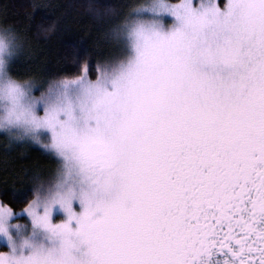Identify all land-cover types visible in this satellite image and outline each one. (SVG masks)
<instances>
[{
	"label": "snow or ice",
	"instance_id": "obj_1",
	"mask_svg": "<svg viewBox=\"0 0 264 264\" xmlns=\"http://www.w3.org/2000/svg\"><path fill=\"white\" fill-rule=\"evenodd\" d=\"M120 7L94 64L0 60L5 147L54 165L0 200V264H264V0Z\"/></svg>",
	"mask_w": 264,
	"mask_h": 264
},
{
	"label": "trees",
	"instance_id": "obj_2",
	"mask_svg": "<svg viewBox=\"0 0 264 264\" xmlns=\"http://www.w3.org/2000/svg\"><path fill=\"white\" fill-rule=\"evenodd\" d=\"M133 2L135 0H0V24L11 25L23 38L21 50L10 63V72L17 79L40 80L75 71L78 59L87 58L94 64L109 48L106 33L123 14L120 6ZM33 4L38 5L35 11ZM89 5H96L97 10ZM101 6H110L112 10L106 11ZM52 23L56 24L52 32L43 31ZM8 155V170L0 168V200L4 199L5 192L11 195L13 191L24 190L36 169L53 165L48 156L32 144H25L24 148Z\"/></svg>",
	"mask_w": 264,
	"mask_h": 264
},
{
	"label": "clouds",
	"instance_id": "obj_3",
	"mask_svg": "<svg viewBox=\"0 0 264 264\" xmlns=\"http://www.w3.org/2000/svg\"><path fill=\"white\" fill-rule=\"evenodd\" d=\"M44 31V29H43ZM23 38L8 24H0V60L10 61L22 48Z\"/></svg>",
	"mask_w": 264,
	"mask_h": 264
},
{
	"label": "rangeland",
	"instance_id": "obj_4",
	"mask_svg": "<svg viewBox=\"0 0 264 264\" xmlns=\"http://www.w3.org/2000/svg\"><path fill=\"white\" fill-rule=\"evenodd\" d=\"M140 2H142V1H140ZM218 2L219 3L221 2L220 4L222 6L223 3L225 2V0H218ZM167 23L170 24L171 21L169 20V21H167ZM14 57H16V55ZM13 58L11 59L10 63H12ZM10 69H11V67H10ZM24 145H25V143H23V142H16L15 144H13V145H11V146H9V147L6 148L5 147V138H4V135H3V133H0V168H2V167L4 168L5 167L4 169H6L5 171H7L8 168H9V166H10V164H8V156H9L8 155V152H13V150L18 151V150L24 148ZM32 145H35V144H32ZM35 146L39 147L38 145H35ZM40 150L43 152V150L41 148H40ZM53 166L54 165H50V166L49 165H43L39 169H36V171H39V170H47L49 168H52Z\"/></svg>",
	"mask_w": 264,
	"mask_h": 264
}]
</instances>
